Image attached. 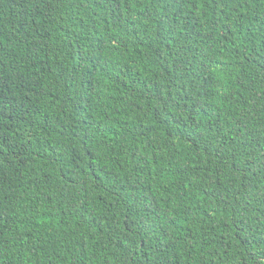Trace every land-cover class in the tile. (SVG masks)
Masks as SVG:
<instances>
[{"label":"trees","instance_id":"16d2710c","mask_svg":"<svg viewBox=\"0 0 264 264\" xmlns=\"http://www.w3.org/2000/svg\"><path fill=\"white\" fill-rule=\"evenodd\" d=\"M0 264H264V0H0Z\"/></svg>","mask_w":264,"mask_h":264}]
</instances>
